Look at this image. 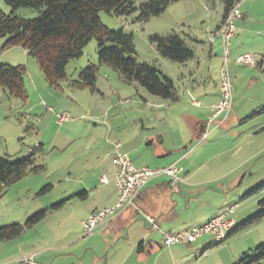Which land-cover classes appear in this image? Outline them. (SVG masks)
<instances>
[{
	"label": "rangeland",
	"instance_id": "obj_1",
	"mask_svg": "<svg viewBox=\"0 0 264 264\" xmlns=\"http://www.w3.org/2000/svg\"><path fill=\"white\" fill-rule=\"evenodd\" d=\"M255 1L257 7L255 19L248 25L261 32L246 39L245 44L250 47L242 52L253 54L256 56L255 59L260 61L264 57V1ZM243 4L244 0L239 3L240 11ZM222 7L223 0H182L170 4L162 14L152 17L144 24L134 22L136 13L130 16H114L103 11L98 13L101 22L108 29H122L124 33L131 34L138 59L171 76L175 84L181 73L188 72L185 68L187 67L199 74L211 75L218 89L217 82L223 62L222 47L220 56L210 55L207 36L218 24L223 12ZM0 10L5 15L11 12V8L3 0H0ZM15 16L32 19L38 16V12L29 8H18ZM154 34H177L183 38L186 46L195 54L187 63L188 66L162 58L149 42L148 36ZM4 41V38H0V63L21 65L25 68L23 81L26 98L23 100L6 95L7 93L0 88V157H8L11 161L18 160L30 150H34L35 165L43 167L41 171L29 172L8 186L3 197L4 202L10 210L18 208L20 214L17 218L21 223L26 219V210L33 211L38 207H46L65 199L69 194L87 190L89 192L87 199L74 200L75 203H80L79 208L68 199L67 205L34 224L31 232L37 246L35 250L42 246L45 249L54 246L55 253L48 260L52 262L49 264H68L65 259L68 258L65 255L68 252L77 256L72 259V264H79V259H82L84 254H86L84 262L92 264L94 252L87 248H93L98 252L100 260L96 264L121 262L129 252L130 243L120 240L117 245L108 249L106 242L110 236L104 238L101 236L103 233H97L98 231L83 238L76 227L75 212L85 211L95 204L101 205L105 198L102 193L108 195L113 191L112 181L109 185H100L98 182L103 175L111 180L112 168L109 159L111 153L115 152L116 145H123L120 151L123 154L126 148L138 146L146 132L157 131L163 129L162 127H168L165 143H178L180 134L176 133L178 130L175 128L178 125L176 110L170 109V113L166 114V120L161 122L159 127L143 129L141 122L146 124V121L150 120L145 110L144 98L153 96L136 83H124L111 67L99 65L95 52L96 40L93 38L83 47L82 55L69 61L66 66L68 79L75 80L87 65H99L94 89L81 90L70 87L66 82L59 87H50L37 60L27 55L20 46L2 49ZM234 43V40H231L229 46L231 52L235 47ZM240 46L238 45V48ZM214 58L218 60L214 61ZM231 59H234L232 53ZM253 68L229 63L234 97L232 102L234 108L229 114L237 115L239 121L236 123V129L241 135L239 139L226 140L223 144L224 149L233 147L229 152H234L237 148L235 144L239 140L242 143L236 153L239 151L242 156L249 151L260 150L258 157L246 166L248 169L244 174L238 176L235 173L229 176V179L236 178V187L230 203L227 204L228 206H233V203L239 204L238 209L234 206V213L230 215V218L236 221L233 228L264 210V206H258L257 203L264 198V129L259 134L251 133L255 126L257 129L264 128V114L259 113V108L264 106V65L261 70ZM209 85L215 90L213 83L210 82ZM166 109L163 108L162 111L166 112ZM56 115H64L67 120L59 124ZM182 122L184 126L185 121ZM205 144L206 142L193 143L190 148L201 147L195 151L198 153L205 149ZM143 146L131 152L133 154L130 156L135 158L137 155L148 162L149 158H154L152 155L154 148ZM145 161L144 165L149 164ZM149 168L155 167L149 165ZM201 173L198 172L195 180L203 178ZM45 185H50V189L46 193H39ZM255 187H258L255 193L243 199L244 193ZM99 188L101 194L97 192ZM202 200L206 201V198ZM211 202L209 199V204H205L207 205L205 212L210 210L211 205L213 206ZM1 204L0 201V213L3 207ZM1 214L4 217L5 214ZM41 230L47 234L43 237L42 243L39 237L44 233L40 232ZM127 236L128 232L123 239H127ZM204 237L211 242L205 249L204 246L197 245L199 241L192 245L161 247L148 255L147 264H237L244 254H252L258 245L264 243V212L258 220L244 225L221 243H218L213 234ZM108 242L111 244V241ZM130 262L132 261L127 259L123 264ZM38 263L47 264L39 259ZM258 264H264V258L259 260Z\"/></svg>",
	"mask_w": 264,
	"mask_h": 264
},
{
	"label": "crops",
	"instance_id": "obj_2",
	"mask_svg": "<svg viewBox=\"0 0 264 264\" xmlns=\"http://www.w3.org/2000/svg\"><path fill=\"white\" fill-rule=\"evenodd\" d=\"M242 1L243 0H241L240 3H242ZM263 1L264 0H262V2ZM244 2L245 4H243L242 11H240L242 17L241 19L235 21L236 31L231 39L235 42V47L231 52L234 59L237 58L238 55L247 53L242 52L244 49L250 47L249 45L246 46V39L251 35H256L261 32V30H256L255 28L248 25L252 20L255 19L254 14H256L257 7L254 2L256 1L244 0ZM220 24L221 18L215 29L213 31L210 30L207 36L208 41L211 33H213L218 28V26H220ZM238 45H241L240 48H238ZM209 47L210 55L213 54L217 57L220 56L222 47V41L220 37L216 36L212 42L209 41ZM24 52L27 54L26 50H24ZM234 59L231 62L236 64ZM217 60L218 58H214V61ZM188 62L183 63L182 65L188 66ZM263 65L264 57L258 61L256 65L257 67H254L253 69L256 68L257 70H261ZM185 68L188 72L186 74L181 73L176 80V84L171 76L164 74L172 80L177 91V100L173 102L152 94L151 95L153 97H145V110L148 112V115L147 113L146 115L149 116L150 120L148 119L146 124L141 122L143 129L144 127L146 130L155 129L160 126L161 122L166 120V114L168 112L170 113V109L176 110L178 125L175 128L178 130L176 133L180 134L178 143H165V135L168 132V127H162L163 129L157 131L152 130L146 132L138 146L126 148L125 151L132 164L136 167L149 168L150 165L154 166L155 168H163L173 163L179 165V167H182L183 169V172L181 173L182 182L175 188H172L169 185V179L165 176H157L151 179L136 196L134 208H125L111 220L101 225L99 224V226L95 228L93 233H96L95 231H98L97 233L102 232L103 234L101 236L104 238L110 236L108 241H111V244H108V241L106 242L108 249L117 245L120 240L130 243L127 256H125V258L117 264H123V262H125L127 259L132 261L130 264H147L146 259L148 258V255L151 252L157 251L159 248L164 247L161 243L162 232H181L183 230L203 224L212 217L222 213L225 208L230 207L227 203H230L231 196H233V190L236 187V178L229 179V176L235 173L238 176L240 174H244L248 169L246 166L251 163V161L255 160L260 154V150L255 152L249 151L247 153L244 151V153H246L244 156H242L239 151L236 153V151L240 149V145L242 143L239 140H237V143L235 144L237 148L234 150V152H229L233 147L228 148V150L224 149L223 144L226 140L231 138H235L234 140H236V138H240L241 133L238 129H236V123L239 121L238 117L237 115L233 116L231 113L228 115L226 120L221 121L218 124L216 122H208L211 115V105L214 104L219 98L218 89L215 87L216 83H214L211 79V75L206 76L205 74L197 73L196 70L192 71L190 68ZM179 71H181V69ZM210 82L213 83L212 86L215 87V90L209 85ZM217 83L219 85V79ZM236 86L237 85H235V87ZM176 105L177 107H175ZM261 107H263V105ZM163 108H167V111H162ZM233 108L234 107L232 105L231 110H233ZM182 121H185L184 126ZM199 125L202 127L203 131L201 134L199 132ZM263 129L264 128L262 127L257 129L255 126L251 133L259 134ZM204 133L206 134L205 137L202 136ZM200 142L201 144L206 142L205 149L196 153L195 151L201 147L191 149L190 145ZM143 143L145 148H154V154L152 155L155 159L149 158L150 160L147 162L142 160L137 155L135 158L130 156L133 154L131 152H134L137 150V148L143 146ZM122 146L116 145L115 152H120ZM115 152L111 153L109 159V163L112 168V177L111 180L109 178L108 179L109 182L112 181V183V178L115 171V167L113 165ZM143 161L149 164L144 165ZM200 171L202 172L201 176L203 178L195 180L198 172ZM98 183H100V181ZM109 184L110 183H108V185ZM100 185L107 184L100 183ZM81 191H86L87 195L79 197L77 193ZM97 192L99 194L102 193L100 188L97 189ZM77 193L69 194L67 197H65V199H63V205H67L69 203L68 199H70V202H73L72 204L79 208L80 203H75L74 200L87 199L89 192L87 190H80ZM5 194L0 197V201L3 204L1 213L5 214L4 217H2V214L0 213V227L6 225L8 226L13 223H20L19 219L17 218V215L20 214V212H18V208L15 207L13 210L8 208L3 198ZM102 194L105 195L104 203L99 206L98 204L89 206V208H87L85 211L79 212L78 210L75 212L76 227L78 228V231L81 232V234V220L86 218L95 210L108 207L112 208V206L117 203L118 192L114 183L113 191H111L108 195H106L104 192ZM202 198H206V201L202 200ZM209 199L212 201L211 203L213 206L211 205L210 210L205 212L207 209V205L205 204H209ZM66 201H68V203H66ZM48 206L49 205H46V207ZM233 206H237V209L239 208V204L233 203ZM46 207H38L31 211H39ZM31 211L30 209L26 210V218L31 215ZM52 212H49L48 214H51ZM48 214H46V216ZM145 216H150L153 218L157 228H153L151 224L144 221ZM42 220H44V218ZM140 223H143V225H140ZM235 225L236 221L233 219L232 227ZM32 228H34V226ZM32 228L26 229L20 237L0 242V264H20L19 260L25 255H32L34 261L36 260L35 264H39L38 259L45 261L47 264L52 263L48 260L52 254L55 253V247L52 246L48 249H45L44 246H42L38 248V250H35V247L37 246L34 244L35 238L33 239L32 237ZM40 232L44 233V230H41ZM126 232H128L127 239H123V236ZM46 235L47 234L44 233V235L42 234V236L39 237L41 243L44 242L43 237ZM35 237L38 238V236ZM76 239H78V237ZM198 241L199 244L197 245H202V247L205 245L208 246L209 243H211L204 236L197 239L193 243ZM139 242H143L142 250L138 249ZM184 244L192 245V243ZM176 246L178 245L170 246L169 248ZM87 249L94 252V256H92L91 259L93 262L92 264H96V262L100 260L98 252L93 248ZM65 255L68 257L65 258L67 263L72 264V259L76 255L72 252H68V254ZM85 256L86 254L83 255L82 259H79V264H87L84 262Z\"/></svg>",
	"mask_w": 264,
	"mask_h": 264
},
{
	"label": "trees",
	"instance_id": "obj_3",
	"mask_svg": "<svg viewBox=\"0 0 264 264\" xmlns=\"http://www.w3.org/2000/svg\"><path fill=\"white\" fill-rule=\"evenodd\" d=\"M178 1L182 0H3L11 8V12L5 15L0 10V38L5 39L2 49L20 46L26 50L27 55L37 60L50 87H59L66 82L70 87L80 90L94 89L98 66L105 64L111 67L124 83H136L152 95L175 102L178 97L172 80L157 67L140 61L132 35L124 33L122 29H108L101 22L98 12L103 11L114 16H130L136 13L134 22L144 24ZM240 1L223 0L221 23ZM18 8L33 9L38 12V16L32 19L15 16ZM148 37L157 53L171 62L183 64L195 56L193 50L186 46L185 40L177 34H154ZM92 38L96 40L95 52L99 65L89 64L79 72L77 79L69 80L66 74L67 64L82 55L83 47ZM24 72L25 68L21 65L0 63V88L6 95L23 100L26 98ZM260 113L264 114V106L260 108ZM199 132H203L200 125ZM33 151L30 150L13 161L8 157H0V197L7 192L8 186L29 172L37 173L43 169L42 166L35 165ZM50 187L45 185L39 193H46ZM257 188L245 192L242 197L251 196ZM77 195L82 197L87 195V192L81 191ZM257 203L258 206H264V198ZM62 205L63 200L55 202L33 212L21 224L13 223L0 227V242L20 237L26 229L32 228L45 218L46 214L60 209ZM263 212L264 210L245 219L235 228L232 227L225 238L249 222L258 220ZM142 246L143 242H139L138 249L142 250ZM262 258L264 243L258 245L252 254H244L237 264H258Z\"/></svg>",
	"mask_w": 264,
	"mask_h": 264
},
{
	"label": "built area",
	"instance_id": "obj_4",
	"mask_svg": "<svg viewBox=\"0 0 264 264\" xmlns=\"http://www.w3.org/2000/svg\"><path fill=\"white\" fill-rule=\"evenodd\" d=\"M239 5H235L227 14L220 26L210 35L209 41L212 42L214 37L219 36L222 41V66L219 74L218 92L219 98L211 105V115L208 122H216L217 124L227 119L233 101L232 82L229 72V63L233 61L231 59L230 44L231 39L236 31L235 21L241 19L242 15ZM256 56L250 53H243L238 55L234 59V62L238 65H245L249 67H255L258 61ZM57 122L60 124L67 120L64 115H56ZM203 137L206 136L204 133ZM113 165L115 167L113 175V183L118 192L117 203L109 208H103L95 210L90 213L86 218L81 220L82 237L87 238L94 232L95 228L99 224H103L125 208L135 207V198L138 193L147 185V183L157 177L165 176L169 179V185L175 188L182 182L181 173L182 167L173 163L163 168H148V167H136L132 164L129 156L126 153L117 152L113 158ZM100 183L108 184L109 179L105 175L100 178ZM234 211V206L225 208V210L212 217L207 222L194 226L192 228L183 230L181 232H162L161 243L164 247H170L174 245H181L184 243H193L197 239L207 234H213L215 239L221 241L225 238L226 234L232 229L233 220L230 215ZM146 222L152 225L153 228H157L154 219L150 216H145ZM20 264H35L32 255L23 256L19 260Z\"/></svg>",
	"mask_w": 264,
	"mask_h": 264
}]
</instances>
